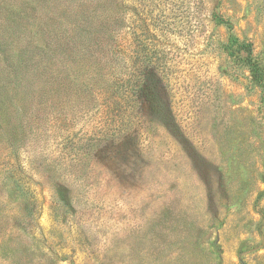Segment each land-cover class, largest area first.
<instances>
[{
  "label": "rangeland",
  "instance_id": "1",
  "mask_svg": "<svg viewBox=\"0 0 264 264\" xmlns=\"http://www.w3.org/2000/svg\"><path fill=\"white\" fill-rule=\"evenodd\" d=\"M41 1L0 0L6 53L51 26ZM124 2L139 102L29 70L0 93V264H264V0Z\"/></svg>",
  "mask_w": 264,
  "mask_h": 264
},
{
  "label": "trees",
  "instance_id": "2",
  "mask_svg": "<svg viewBox=\"0 0 264 264\" xmlns=\"http://www.w3.org/2000/svg\"><path fill=\"white\" fill-rule=\"evenodd\" d=\"M43 1L37 3V7L34 5V9H40ZM51 1L57 7L52 9L51 26L48 22V27L39 35L29 29L25 34L27 42L21 49L10 47L6 53L7 46L0 47V57L3 56L6 60L3 70H7L11 76L4 80L0 93H5L7 97L8 94H12V101V97L15 96L14 89L10 92L8 87L19 86L22 82L21 73L26 74L29 70L33 77L45 76L44 80L50 85L49 89L53 93L67 95L70 92H86L99 102L101 107L115 103L118 107L115 109L113 106L112 109L117 110L121 104L127 106L132 101L139 102L141 96L138 92L142 82L137 79L132 85L131 83L128 85L124 79L128 62L126 48L124 49L126 45L124 36L127 37V33L124 29L123 16L122 20L119 16L125 8L124 0ZM24 18L26 22L29 19L26 15ZM21 24L24 27L23 21ZM101 27L105 28L106 34L99 33ZM40 36L41 42L36 41L26 49L31 38L38 40ZM52 42L59 45L60 56L49 51L52 50ZM10 56H17V60H10ZM249 62L252 80L261 83L262 75L257 64L251 59ZM133 90H136L138 97L134 96ZM113 97L116 98L115 102Z\"/></svg>",
  "mask_w": 264,
  "mask_h": 264
}]
</instances>
